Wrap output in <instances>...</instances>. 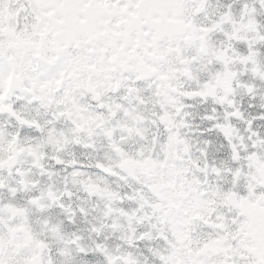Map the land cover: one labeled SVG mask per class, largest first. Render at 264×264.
I'll use <instances>...</instances> for the list:
<instances>
[{"label": "snow or ice", "instance_id": "obj_1", "mask_svg": "<svg viewBox=\"0 0 264 264\" xmlns=\"http://www.w3.org/2000/svg\"><path fill=\"white\" fill-rule=\"evenodd\" d=\"M0 264H264V0H0Z\"/></svg>", "mask_w": 264, "mask_h": 264}]
</instances>
